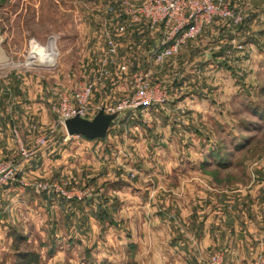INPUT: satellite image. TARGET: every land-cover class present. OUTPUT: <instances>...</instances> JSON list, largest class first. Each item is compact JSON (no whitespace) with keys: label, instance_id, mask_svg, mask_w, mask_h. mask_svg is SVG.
Returning <instances> with one entry per match:
<instances>
[{"label":"rangeland","instance_id":"rangeland-1","mask_svg":"<svg viewBox=\"0 0 264 264\" xmlns=\"http://www.w3.org/2000/svg\"><path fill=\"white\" fill-rule=\"evenodd\" d=\"M143 1L0 0V131L10 134L17 147L12 157L0 155L1 163L15 166L14 179L0 186V194L21 190L14 198L23 212H31L30 219L8 225L0 236V264H22L17 251L27 250L41 254L38 264H48L47 252L58 245L66 248V263L102 264L124 255L131 241L143 246L137 257L149 264H187L198 255L210 264L200 217L207 221L213 200L229 182L245 190L246 182L264 180V0H227L245 16L235 25L246 26L236 40H256L253 59L244 65L216 64L222 72L207 75L212 79L205 80L203 95L208 97L201 96L200 105L162 115L165 109L158 108V118L150 110L167 100L124 107L104 138L65 137L57 107L77 83L94 82L87 114L93 118L100 109L118 111L134 95L138 72L151 70L147 59L140 69L132 57L122 58L138 34L148 36L146 24L125 9ZM249 17L258 18L252 28ZM107 30L116 41L113 55ZM126 39L130 44L124 48L120 43ZM53 40L56 64H30L32 42L48 46ZM153 60L160 69L162 62ZM156 71L149 73L153 83L171 80ZM229 77L238 92L226 105L215 90ZM41 136L47 137L45 144L38 142ZM22 146L33 154L23 157ZM40 182L74 195L42 190L36 186ZM45 195L67 201L54 213L63 224L61 238L42 232V222L50 226L39 216Z\"/></svg>","mask_w":264,"mask_h":264},{"label":"crops","instance_id":"crops-1","mask_svg":"<svg viewBox=\"0 0 264 264\" xmlns=\"http://www.w3.org/2000/svg\"><path fill=\"white\" fill-rule=\"evenodd\" d=\"M257 20V17L254 19L249 17L248 26L254 27ZM244 29H246V26L239 30L233 24L215 20L197 37L188 40L177 54L166 58L161 63L160 69H158L159 66H154L152 51L160 43L161 33L150 30L147 31L149 32L148 36L137 33L139 35L137 37L138 42H134V45H130L128 49L122 50V58L130 59L132 57L135 61V67L140 69L144 68L147 59L149 64H151L149 66L151 69L149 73L159 70V72H163V76L171 78V80H166L165 84L169 91L168 100L164 104H160L157 107L154 106L150 110L151 116L153 113V116L158 118L159 113L160 115L162 113L170 114V111H174L179 107L200 105V97L202 96L203 98L201 99L204 100L207 96L203 95V92L208 90L205 80L211 82L212 79H209L207 75L211 76V73L222 72V70L215 69L216 64L227 62L230 65H238L240 62H243L241 65H244L247 61L250 63L253 59L251 53L252 49L256 46V40L250 38L245 42H238L239 39L241 40ZM236 38L239 39L236 40ZM125 41L124 43H120L124 48L130 44L129 39ZM250 67L252 66L250 65ZM245 69L249 72L248 68ZM216 85L219 87L216 90L214 89L216 95L220 98L223 97V102L221 103L231 105L234 96L238 92L237 86H234L230 77L225 78L223 85L222 82H218ZM221 90L223 93H221ZM158 108L165 109V111L158 113ZM5 129L7 128L5 127ZM24 140L26 143L31 142V139L28 138H24ZM12 142L10 134L6 132L2 134L0 131V155L3 154L11 157L15 155L17 147ZM227 181L225 180V182ZM229 183L225 185L224 189L222 188L223 193L217 197V200H213V211L210 213L207 221L205 215L200 217L201 222H204L203 228H201L203 233V241L201 240L202 247L205 248L207 254L211 253V256L217 252H222L226 264H252L264 239V180H256L253 183L250 181L246 182L248 185H245V187L248 188L245 190L239 188L240 185L236 188L234 186L235 183L232 181ZM19 191L21 190L6 189L4 194H0V236L5 231L7 233L8 225L31 218L30 210L23 212L22 207H20L21 204L16 202L19 198L16 200L14 198V194H19ZM22 200L28 201V198L26 196L23 198L22 196ZM41 202L42 207L40 208L41 213L39 216H44L43 221H47L50 224V226H47L42 222V225H44L41 226L42 232L46 234L48 230V234L52 236L60 238L61 236H65L62 233L63 224L54 213L67 201L59 198L56 202L55 196L45 195L42 197ZM25 208L31 209L26 206ZM208 219L212 222H208ZM39 221L42 220L39 219ZM210 225L211 227L209 228ZM49 227L52 229V232L50 230L51 233H49ZM70 232L72 233V231ZM10 243H12V240H10ZM141 248L143 246L139 245L138 241H131L125 248V254L120 258H108L102 262H106L107 264H146L147 261L137 257V252ZM1 249L2 247L0 246V252ZM65 249L63 245H58L52 253L47 252L46 257L44 256L48 260L47 263L70 264L62 259V253L65 252ZM198 257L199 255L194 258L193 262L188 261L187 264H206V262L202 261V258L200 262V258ZM149 263L148 261L147 264Z\"/></svg>","mask_w":264,"mask_h":264},{"label":"built area","instance_id":"built-area-1","mask_svg":"<svg viewBox=\"0 0 264 264\" xmlns=\"http://www.w3.org/2000/svg\"><path fill=\"white\" fill-rule=\"evenodd\" d=\"M130 5L126 4L125 9L128 14L132 15L134 20L143 22L152 32L161 33L160 43L152 51L153 58L157 63H161L166 58L177 54L188 40L197 37L215 20L233 25L242 24L244 20L243 13L227 0H144L137 6ZM105 36L109 53L111 55L116 54L115 39L108 30L105 32ZM122 69H126V66L122 65ZM135 86L136 91L132 98L126 100L116 112L124 107L136 108L140 105L163 103L168 100V87L162 82L153 83L149 78V71L146 73L138 72ZM94 88V82L87 80L77 83L72 94L61 96L57 107L59 124H62L65 128V119L76 114L88 118L87 114L90 110ZM54 132L55 127L50 130V133ZM64 132L67 139L72 136L67 133L66 128ZM38 142L45 144L47 137L41 136ZM21 154L27 158L33 152L22 146ZM14 177L15 166L11 162H0V186L14 179ZM36 186L42 190H51L67 198H72L74 195L58 184L40 182ZM221 254L220 252L213 254L210 264H226L224 256ZM252 264H264V239Z\"/></svg>","mask_w":264,"mask_h":264},{"label":"water","instance_id":"water-1","mask_svg":"<svg viewBox=\"0 0 264 264\" xmlns=\"http://www.w3.org/2000/svg\"><path fill=\"white\" fill-rule=\"evenodd\" d=\"M117 116V112L108 113L104 109H100L93 118H85L76 114L66 118L64 123L69 135L83 136L86 139L94 140L106 136Z\"/></svg>","mask_w":264,"mask_h":264},{"label":"bare ground","instance_id":"bare-ground-1","mask_svg":"<svg viewBox=\"0 0 264 264\" xmlns=\"http://www.w3.org/2000/svg\"><path fill=\"white\" fill-rule=\"evenodd\" d=\"M58 53L55 51L54 40L48 46H43L40 43L33 41L30 53V64L54 66L57 62Z\"/></svg>","mask_w":264,"mask_h":264},{"label":"trees","instance_id":"trees-1","mask_svg":"<svg viewBox=\"0 0 264 264\" xmlns=\"http://www.w3.org/2000/svg\"><path fill=\"white\" fill-rule=\"evenodd\" d=\"M53 251H54V248L51 249L49 252L52 253ZM16 255H17V258L20 259V261H22V264H38L41 259V254L34 250L17 251ZM102 264H107V263L103 262Z\"/></svg>","mask_w":264,"mask_h":264}]
</instances>
